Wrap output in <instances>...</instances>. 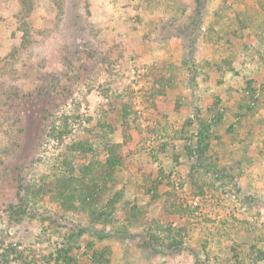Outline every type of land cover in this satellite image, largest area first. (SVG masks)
Listing matches in <instances>:
<instances>
[{
    "label": "rangeland",
    "instance_id": "374dc122",
    "mask_svg": "<svg viewBox=\"0 0 264 264\" xmlns=\"http://www.w3.org/2000/svg\"><path fill=\"white\" fill-rule=\"evenodd\" d=\"M0 264H264V0H0Z\"/></svg>",
    "mask_w": 264,
    "mask_h": 264
}]
</instances>
